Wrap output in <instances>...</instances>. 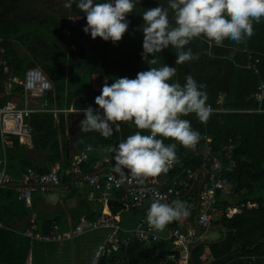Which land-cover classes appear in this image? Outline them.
<instances>
[{
  "label": "trees",
  "instance_id": "obj_1",
  "mask_svg": "<svg viewBox=\"0 0 264 264\" xmlns=\"http://www.w3.org/2000/svg\"><path fill=\"white\" fill-rule=\"evenodd\" d=\"M37 2L0 0V93L4 92L9 78H22L27 69L38 68L52 85V90L46 93L48 107L59 111L56 114L34 112L30 115V146L19 143L15 138L13 148L5 153V172L18 183L27 168L41 174L48 172L55 161L66 168L70 163L69 144L74 153L89 144L92 146L82 168L85 173L93 172L92 166L96 161L113 154L105 150L107 147L118 144L137 131L127 122L119 123V131H115L116 125H113V135L109 138L95 131L85 133L80 130L82 109L89 105L98 108L95 97L101 94V89L92 87L95 79L105 77L95 74L106 75L110 85L114 78H135L138 72L146 71L150 66L166 64L175 67L176 76L169 83L183 85L185 77L192 75L198 84L206 85L207 103L223 111L212 112L206 122H201L195 114L182 117L191 121L202 138L194 148L177 144L178 159L174 169L161 175L186 178L187 169L193 172L201 170L199 147L204 144L220 158L224 167L231 161L234 163L233 171L224 172V175L232 185V198L236 200H221L217 191L220 215L213 222L225 228L226 238L197 246L192 251V264H264V194L261 193L264 191V112L256 111L259 104L251 96L259 80H264V19L254 23V35L243 43L225 40L223 46H217L201 37L186 46L194 54L200 53L199 60L175 64V49L169 45L156 55L157 64L149 65L141 56L144 39L142 14L160 4L167 6V0H134V11L127 16L130 21L128 31L116 44L99 37L98 40L92 39L90 33H84L86 16L77 8L76 0H72L71 7L65 6L69 0H44V9H39ZM171 15L170 11V19ZM249 54L253 60L258 58L257 73L246 68ZM13 90L20 91L22 87L15 84ZM219 95L223 96L221 103L217 102ZM261 107L264 108V103ZM63 109H69V112ZM206 138H209L208 142ZM164 142L174 141L166 139ZM229 144L233 149L227 153L223 147ZM33 151L39 153L34 158L30 156ZM2 159L0 144V161ZM71 178L62 174L60 181L69 182ZM122 194L123 188L113 191L109 203L112 214L123 208ZM247 201L257 202L258 208L243 209L231 217L225 215L229 206ZM31 212L32 200L31 207H27L24 200L18 199V188L11 185L0 187V221L3 224L0 227V264H54V261L69 264L66 258L72 253L63 249L62 256L56 242L40 243L31 262V241L23 234ZM101 212L102 204L97 202L96 207L88 211L87 218L93 219ZM193 213L192 210L191 215ZM21 221H26V225L17 228L15 223ZM37 223L39 230L46 234L55 221ZM97 231L60 244L83 248V243H89L93 251L103 238ZM118 236V250L102 256L97 264H159L161 260L171 264L166 260V243H145L134 236L125 243L121 233ZM205 250L209 259L199 263V256Z\"/></svg>",
  "mask_w": 264,
  "mask_h": 264
},
{
  "label": "clouds",
  "instance_id": "obj_2",
  "mask_svg": "<svg viewBox=\"0 0 264 264\" xmlns=\"http://www.w3.org/2000/svg\"><path fill=\"white\" fill-rule=\"evenodd\" d=\"M65 6L71 7L72 0ZM76 6L86 16L85 34L116 44L128 31L127 16L134 11L135 2L76 0ZM142 16V59L155 65L156 55L171 45L177 57L175 64H184L200 58V53L194 54L186 47L194 39L204 37L217 46H223L225 40L240 44L250 39L254 23L264 19V0H167V6L149 8ZM175 76L176 68L163 64L150 66L135 78H114L110 85L105 81L101 94L95 97L98 108L89 105L82 109V132L95 131L109 138L112 126L119 131L120 122L131 123L137 129L105 149L114 154V170L122 180L127 179L125 170L139 183L166 174L177 162V144L192 148L201 140L191 121L182 117L195 114L201 122L210 118L213 110L207 103L206 85L198 84L190 74L183 85L169 83ZM166 139L174 142L166 144ZM86 147L92 150L90 144ZM163 199L156 194L146 213L147 224L156 230L188 215L185 202H161Z\"/></svg>",
  "mask_w": 264,
  "mask_h": 264
},
{
  "label": "built area",
  "instance_id": "obj_3",
  "mask_svg": "<svg viewBox=\"0 0 264 264\" xmlns=\"http://www.w3.org/2000/svg\"><path fill=\"white\" fill-rule=\"evenodd\" d=\"M248 59L246 68L252 69L257 73L256 63L258 58L253 60L251 59V54H249ZM103 76L107 80V76ZM15 84L22 87V90L18 91V98L10 95ZM51 90V82L38 68H29L25 71L22 78L13 76L5 82L4 92L0 93V144L3 153V159L0 161L2 164L0 169V187L16 183L5 172V153L13 148L15 138L21 144L30 142L32 134V127L29 123L30 115L34 112H52L56 114L59 111L56 108L48 107L46 93ZM251 96L259 104L256 111L264 112V108L261 107V104L264 103L263 79L259 80ZM4 97L6 98L4 99ZM222 98L223 96L219 95L217 102L221 103ZM208 104L211 106L212 112L223 111V109L214 108L210 103ZM62 111L68 112L69 109H63ZM206 141L208 142L209 138H206ZM204 148L200 152L202 156L200 169L204 170L205 177L200 189L197 191L194 209L196 212L195 224L201 231L205 232L213 224L218 213L217 191L226 192L230 189L233 194V189L232 187L230 188L231 185L224 172H232L234 163L231 161L229 165L224 167L220 158L213 155L206 144H204ZM223 149L230 153L233 145L229 144L224 146ZM89 153L90 151L87 150V147H84L78 153L69 152L70 163L66 168H62L60 162L55 161L48 172L39 174L32 168H27L22 174L20 183H24L26 186L18 188V199L24 200L29 208L31 207L32 194L46 193L51 186L60 182L62 174L69 177L80 176L79 180L89 187L88 199L102 204V212L95 218L89 219L86 215H81L77 224L68 231H61L59 226L53 223L50 231L46 234L39 230L36 214L31 212L28 218V225L23 231V234L30 239L31 244L35 241L40 243H60L90 231L108 228L111 231L96 246L92 254L91 264H97L102 256H108L118 250V232L121 228L118 224L117 214L110 212L109 203L114 190L126 187L127 197L122 202L123 206L139 208L143 211V214L138 218L132 229L133 236L145 243H166L168 247L166 260L171 264H192L190 262L191 249L195 240L199 238L196 227L192 223H187L186 228L172 226L162 236L156 229L149 227L146 222V213L156 194L164 198L161 202L167 203H171L176 196L181 195L186 190L187 180L192 178L194 172L187 169L186 178L179 176L168 178L160 175L158 177L145 178L143 183H139L132 179L131 175L125 170L127 179L122 180L120 175L114 170V154L103 156L93 164V172L85 173L82 164L87 162ZM105 166H112L113 169L100 172ZM173 169L174 164L170 170ZM257 208V202H241L237 205L229 206L225 211V215L231 217L243 209ZM0 227H3L1 221Z\"/></svg>",
  "mask_w": 264,
  "mask_h": 264
},
{
  "label": "crops",
  "instance_id": "obj_4",
  "mask_svg": "<svg viewBox=\"0 0 264 264\" xmlns=\"http://www.w3.org/2000/svg\"><path fill=\"white\" fill-rule=\"evenodd\" d=\"M95 75L103 76V75H97V74ZM97 89H101V88H97ZM18 93H19L18 91H14L12 89V92L10 95L17 97L19 96ZM25 145L30 146V142L26 143ZM69 148H70L69 152H72V146L70 147V144H69ZM204 149H205L204 145L199 147L200 152L203 151ZM38 154L39 153H36L33 151L30 153V156L34 158ZM105 167L113 168L112 166H105ZM204 177H205L204 170H198L194 172L192 178L187 180L186 190L181 195L176 196L174 199V200L179 199L185 203H188L189 196L195 190V202L190 206V208H188L189 209L188 215L180 219L174 220L172 222H169L163 230H157L158 233L163 236L166 234V231L169 227L178 226L181 228H186L187 223H192L196 227L197 233L199 235V238L195 240L192 246V249L195 247L197 243H200L202 241H207L203 238L201 230L195 224V213L196 212L194 209L196 205V194H197L199 186L202 184L204 180ZM20 181L18 183H20ZM231 187L232 186H230V188ZM88 194H89L88 185L81 182L79 178H77V176H73L69 182L60 181L57 185L51 186L46 193H33L32 199H31L32 200V210L36 214V218L38 222L41 223V221L43 222L44 220L55 221V223L59 226V229L61 231H68V230H71L77 224L81 215L87 216L88 211L96 207V203L98 201H90L88 199ZM232 196H234V194H232L229 189L226 192H220L219 199L221 200L228 199L229 201L233 202ZM126 197H127V193H126V187H125L123 188V194L121 198L122 202L124 198ZM192 210L194 211L193 215H191ZM116 214L118 218V224L121 228V230L118 233H121V236L125 239V243H127L133 236L132 229L134 228L138 218L143 214V211L139 208L123 206V208L118 210ZM219 215H220V212L218 210L215 220L218 219ZM26 223H27L26 221L17 222L15 223V226L17 228H22L26 225ZM213 225L221 226V225H217L214 223L211 226ZM213 229H218L221 232V235L219 238L210 241V242L215 243L216 241H219L220 239L223 238L224 233H223V230L219 227H216ZM30 249H31V246H30ZM166 250L168 251V247L166 248ZM33 254L34 252L32 248L31 262H32ZM206 259H209V257L205 250L199 256V263H203ZM166 263L167 262H165V260H161L159 262V264H166ZM208 263H210V261Z\"/></svg>",
  "mask_w": 264,
  "mask_h": 264
},
{
  "label": "rangeland",
  "instance_id": "obj_5",
  "mask_svg": "<svg viewBox=\"0 0 264 264\" xmlns=\"http://www.w3.org/2000/svg\"><path fill=\"white\" fill-rule=\"evenodd\" d=\"M37 6H38L39 9H44L46 7V4H45L44 0H38ZM97 40H98V37H97ZM97 62H98V59L96 58L95 65H94V73H95V68L97 66ZM105 81H107V80L104 79V78L95 79L94 80V85H93L92 88H96V89L97 88H102V86L105 83ZM261 193L264 194V191L261 192ZM232 199L234 201L236 200L235 197L232 198ZM194 202H195V191L189 196L188 203H185V204H186V206L188 208H190V206ZM110 231L111 230L108 229V228L99 229L97 231L99 234L103 235V238L100 240V242H102L104 240V238L106 237V235L109 234ZM201 233L203 235V238L205 240H207V241H211V240L217 239L221 235V232L218 229H209V230H206L205 232L201 231ZM39 244H40V242H37V241L32 243L33 252H35L34 250L37 249ZM63 249L65 250V252L68 251L69 253H72V255H70L69 257L66 258V259H68V263L69 264H91V258H92V254H93L94 250L92 251V249H90L89 243L88 244L87 243H83V248L76 247L75 245L66 246V245H63V244L59 243L58 252L60 254L62 253ZM63 263L64 262H61V261L60 262L54 261V264H63Z\"/></svg>",
  "mask_w": 264,
  "mask_h": 264
},
{
  "label": "water",
  "instance_id": "obj_6",
  "mask_svg": "<svg viewBox=\"0 0 264 264\" xmlns=\"http://www.w3.org/2000/svg\"><path fill=\"white\" fill-rule=\"evenodd\" d=\"M111 169H113V168H111V167H105V168H103L100 172H102V171H104V170H111ZM100 172H98V173H100ZM79 177H80V176H77V178H79ZM9 185H11V186L14 187V188H20V187H24V186H26V184H24V183H13V184H9ZM200 187H201V185L199 186L198 190L200 189ZM216 227H219V228H221V229L223 230L224 236H223L222 239H220L219 241H216L215 243L220 242V241H222V240H224V239L226 238V230H225V228H222L221 226L213 225V226H210L209 229H213V228H216ZM209 229H208V230H209ZM205 243H213V242H210V241H202V242H200V243H197V244L195 245V247H197V246H199V245H201V244H205ZM195 247H194V248H195ZM194 248H193V249H194ZM193 249L191 250V256H190V262H191V263L193 262V261H192V251H193Z\"/></svg>",
  "mask_w": 264,
  "mask_h": 264
}]
</instances>
